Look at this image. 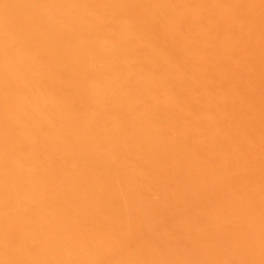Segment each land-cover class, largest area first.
I'll return each mask as SVG.
<instances>
[{"label": "bare ground", "instance_id": "6f19581e", "mask_svg": "<svg viewBox=\"0 0 264 264\" xmlns=\"http://www.w3.org/2000/svg\"><path fill=\"white\" fill-rule=\"evenodd\" d=\"M0 264H264V0H0Z\"/></svg>", "mask_w": 264, "mask_h": 264}]
</instances>
